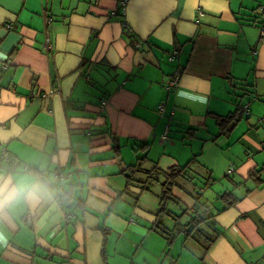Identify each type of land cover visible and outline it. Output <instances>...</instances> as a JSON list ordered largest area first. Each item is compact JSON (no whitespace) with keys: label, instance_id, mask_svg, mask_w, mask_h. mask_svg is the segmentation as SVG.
Instances as JSON below:
<instances>
[{"label":"crops","instance_id":"crops-1","mask_svg":"<svg viewBox=\"0 0 264 264\" xmlns=\"http://www.w3.org/2000/svg\"><path fill=\"white\" fill-rule=\"evenodd\" d=\"M121 1L0 0V264H264V0Z\"/></svg>","mask_w":264,"mask_h":264},{"label":"trees","instance_id":"trees-1","mask_svg":"<svg viewBox=\"0 0 264 264\" xmlns=\"http://www.w3.org/2000/svg\"><path fill=\"white\" fill-rule=\"evenodd\" d=\"M260 23V22H259ZM241 114L240 110H236L234 113L226 115V116H218L216 117V121L218 126L220 127L221 130L230 131L236 123L241 119ZM146 144H142L140 149L146 148ZM138 163L133 166H129L127 169L129 171L128 175H126L128 181L131 182H138V180L134 179V174L136 173H141L144 175L146 178L145 181L141 182L142 184H145V187L143 186L144 190H147L146 184H150L149 180H152V173L155 171H145L139 168V163L142 162L141 158H138ZM156 173V172H155ZM258 175L256 172H251L249 177L250 178H255ZM184 178V168H172L167 174L162 173V183H161V188L163 194L160 197V203H161V208L159 213H162L165 211V202L166 200L171 199V190L174 186H177L178 180Z\"/></svg>","mask_w":264,"mask_h":264},{"label":"built area","instance_id":"built-area-1","mask_svg":"<svg viewBox=\"0 0 264 264\" xmlns=\"http://www.w3.org/2000/svg\"><path fill=\"white\" fill-rule=\"evenodd\" d=\"M127 1L128 0H122L121 3H120L119 12L122 15L125 13V8H126ZM50 23H51V19H47L46 20V26L50 25ZM259 30H260V35L262 37H264V4L262 6H260ZM124 31L126 33H131V29L128 26H126V25H124ZM137 47L140 48V45L137 44ZM46 48L48 50H50L51 46L46 44ZM176 57H177V54L175 52H173L172 54H170L169 60L173 61ZM5 68H6V66H5ZM179 75H180L179 73H175L173 75V77L167 82V84L165 86L167 91L172 89V88H176L178 86L179 79H180ZM159 110L162 111V106H160ZM242 111H243L244 115H247L249 113V111H250L248 105L243 106L242 107ZM259 122H260L261 126L264 128V115H262L260 117ZM8 157H9V153H8L7 148L4 147V146H1L0 147V169L1 170H4V167H3L2 163L6 162L8 160ZM53 179H54L55 182L61 183L63 181V179H64V176L59 170H55ZM58 203L62 207L65 206V202H64L63 199L58 200ZM27 222L30 223V219L29 218H27ZM66 264H70V263L68 262Z\"/></svg>","mask_w":264,"mask_h":264},{"label":"clouds","instance_id":"clouds-1","mask_svg":"<svg viewBox=\"0 0 264 264\" xmlns=\"http://www.w3.org/2000/svg\"><path fill=\"white\" fill-rule=\"evenodd\" d=\"M21 191H23L22 189H16L13 191L12 195L15 196L17 194H19Z\"/></svg>","mask_w":264,"mask_h":264}]
</instances>
